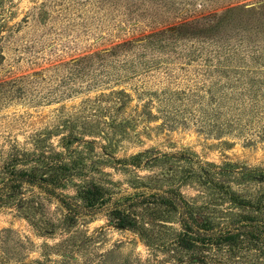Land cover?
Returning a JSON list of instances; mask_svg holds the SVG:
<instances>
[{
  "label": "rangeland",
  "instance_id": "1",
  "mask_svg": "<svg viewBox=\"0 0 264 264\" xmlns=\"http://www.w3.org/2000/svg\"><path fill=\"white\" fill-rule=\"evenodd\" d=\"M7 6L14 27L0 68V264H208L198 262L208 249L175 243L178 212L139 204L149 194H176L214 230L264 223V121L224 126L234 99L249 97L242 83L264 80V0ZM13 169L32 185L12 188ZM94 184L111 203L134 205L143 241L104 212L56 227L63 208L40 186L81 204ZM254 250L216 249L211 264H264Z\"/></svg>",
  "mask_w": 264,
  "mask_h": 264
},
{
  "label": "trees",
  "instance_id": "2",
  "mask_svg": "<svg viewBox=\"0 0 264 264\" xmlns=\"http://www.w3.org/2000/svg\"><path fill=\"white\" fill-rule=\"evenodd\" d=\"M8 0H0V68L5 62V55L3 51V42L6 39V34L12 32L11 26L12 16L11 10L7 6ZM160 34H152L149 38H153ZM161 36V35H160ZM145 41V40H144ZM159 41V40H158ZM127 43L120 46H126ZM156 42L147 44L143 42L140 46H155ZM244 88L242 91L248 92L249 97H237L228 107V110L235 111L225 121L224 126L227 129L237 127L240 130L251 126L254 120L264 121V80L258 82L256 77L250 78L248 83H242ZM112 93V95H114ZM117 95L126 97L123 91L117 92ZM241 99V101H240ZM124 98H117L115 101L118 103ZM230 102L229 98L222 101L223 105ZM232 105V106H231ZM264 134V133H263ZM9 179L13 183L12 188L19 189L24 184H31L33 178L24 171L17 172L13 169L8 173ZM41 190L57 199L58 203L63 208V217L56 227L68 226L72 228L83 218H93L98 213L104 212L112 223L120 230H127L137 234L143 241L145 239V229L140 218L135 214L134 205L129 203L110 202L108 200L106 190L96 184L88 186L80 193L81 204L71 202L47 185H41ZM164 197H157V194H149L143 196L139 204L145 203H160L169 205L175 212H178L183 217V232L179 234L175 243L177 246L184 250H195L198 248L208 249V256L198 258V262L207 261L211 264V252L216 249L224 252H240L247 251L253 252L255 245L259 253H264V223L256 222V220H249L231 225L225 230H214L210 226L202 225L191 213L186 205L182 204V199L171 193H164ZM185 210L183 215V211ZM148 237V236H147ZM146 237V238H147ZM210 258V259H209ZM231 264H246L248 261L241 258H231ZM225 263V262H224ZM63 264V263H58Z\"/></svg>",
  "mask_w": 264,
  "mask_h": 264
}]
</instances>
